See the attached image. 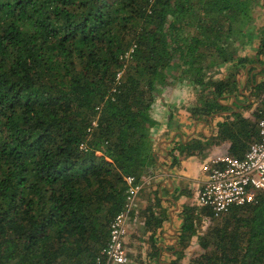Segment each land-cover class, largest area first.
<instances>
[{
	"label": "trees",
	"instance_id": "16d2710c",
	"mask_svg": "<svg viewBox=\"0 0 264 264\" xmlns=\"http://www.w3.org/2000/svg\"><path fill=\"white\" fill-rule=\"evenodd\" d=\"M262 12L264 0H0V264H91L125 178L141 182L156 164L158 101L187 81L200 93L191 116L221 119L173 150L227 142L241 157L264 120ZM255 36V56H240ZM227 62L224 78L208 77ZM184 210L195 233V208ZM196 241L191 264H264V190Z\"/></svg>",
	"mask_w": 264,
	"mask_h": 264
},
{
	"label": "crops",
	"instance_id": "0c3cea01",
	"mask_svg": "<svg viewBox=\"0 0 264 264\" xmlns=\"http://www.w3.org/2000/svg\"><path fill=\"white\" fill-rule=\"evenodd\" d=\"M245 75L243 84L248 78L246 68ZM187 97L186 90L181 88L177 95L157 103L161 106L162 118L160 127L153 132L156 164L142 178V188L130 212L125 239L127 262L123 264H176L187 255L190 246L198 245L197 218L202 221L201 209L205 208L196 201L199 183L204 177L200 167L206 158L220 151V146L226 151L228 143L208 146L192 155L181 156L173 150L180 140L209 137L221 119L214 116L195 120L197 117L193 118L187 110ZM165 101L168 104L164 105ZM190 207L195 208V233L183 227V210ZM180 249L183 258L178 259Z\"/></svg>",
	"mask_w": 264,
	"mask_h": 264
},
{
	"label": "built area",
	"instance_id": "2783aa9c",
	"mask_svg": "<svg viewBox=\"0 0 264 264\" xmlns=\"http://www.w3.org/2000/svg\"><path fill=\"white\" fill-rule=\"evenodd\" d=\"M258 140L250 144L243 156L214 153L201 164L204 177L200 180L196 201L215 215L253 203L264 190V120L258 121ZM128 193L124 207L110 221L108 240L91 264H123L127 262L125 239L130 212L135 205L141 182L125 178ZM87 264V263H79Z\"/></svg>",
	"mask_w": 264,
	"mask_h": 264
},
{
	"label": "rangeland",
	"instance_id": "374dc122",
	"mask_svg": "<svg viewBox=\"0 0 264 264\" xmlns=\"http://www.w3.org/2000/svg\"><path fill=\"white\" fill-rule=\"evenodd\" d=\"M258 21L262 22V20L264 19V12H262L260 14V16L257 18ZM264 22V20H263ZM262 22V23H263ZM258 42H259V39L257 36H255L254 38L252 39H246V43L245 45L243 46V48H240L238 50V54L240 56H248V57H254L255 56V52H256V47L258 45ZM233 45H236L237 43L236 42H232ZM232 65V62H227V63H222L220 64L218 67H214V68H211L209 69L208 71V77L209 78H212V79H219V78H224L228 72L230 71V69L232 68L231 67ZM257 69L260 68V67H256ZM241 76H240V82H243L245 81V71H244V68L241 69ZM256 79H259L261 80L260 76H257ZM184 90H186V96H188L187 98V101L185 103L188 104L187 106V110H190L191 108L199 105V87L198 86H194V85H190L187 82H185V85L182 87ZM244 92L246 94H248L249 92V87L246 86V88L244 89ZM239 99L242 100V97H239ZM243 101V100H242ZM160 103V102H159ZM168 104L167 101H165V104L166 105ZM256 106V104H252L248 109H243V114L246 115L247 117H250L251 116V113H252V110L254 109V107ZM200 120V119H205L203 116H197V118H195V120ZM155 140H156V137H155ZM222 144V143H221ZM220 145V144H219ZM220 151V153H225L226 151H224V149L222 148V146H220V148L218 149ZM231 210V209H230ZM229 210V211H230ZM226 212V213H223V214H219V215H215L212 217L210 216H204L202 221L201 219H198L199 221V224H198V229H199V234L203 233L206 231V229H208V227L210 225H212L213 223H215L221 216H223L224 214H227L229 213ZM202 252V249L196 245V246H190L188 248V251H187V255L181 259L180 261H178L177 264H191V260L194 259L198 254H200Z\"/></svg>",
	"mask_w": 264,
	"mask_h": 264
}]
</instances>
